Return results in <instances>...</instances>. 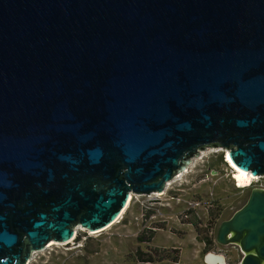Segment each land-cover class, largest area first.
Returning a JSON list of instances; mask_svg holds the SVG:
<instances>
[{
	"label": "water",
	"instance_id": "1",
	"mask_svg": "<svg viewBox=\"0 0 264 264\" xmlns=\"http://www.w3.org/2000/svg\"><path fill=\"white\" fill-rule=\"evenodd\" d=\"M207 148L264 176V0H0V264L106 230ZM217 242L264 264V189Z\"/></svg>",
	"mask_w": 264,
	"mask_h": 264
},
{
	"label": "rangeland",
	"instance_id": "2",
	"mask_svg": "<svg viewBox=\"0 0 264 264\" xmlns=\"http://www.w3.org/2000/svg\"><path fill=\"white\" fill-rule=\"evenodd\" d=\"M216 150L202 151L189 173L167 183L164 195L133 194L122 219L107 230L80 229L68 244L35 251L29 264H206L210 252L232 264L235 245L217 242L219 226L245 205L253 188L264 189V176L241 187ZM148 255L153 262H142Z\"/></svg>",
	"mask_w": 264,
	"mask_h": 264
},
{
	"label": "bare ground",
	"instance_id": "3",
	"mask_svg": "<svg viewBox=\"0 0 264 264\" xmlns=\"http://www.w3.org/2000/svg\"><path fill=\"white\" fill-rule=\"evenodd\" d=\"M218 149H219V150H216V152H219V151H220V152H223V153H224V155H225V161H226L227 165L229 166V168H231V169H233V170L235 171V173H236V180H237L238 184H239L241 187H245V188L250 187L251 185L255 184L256 181L259 180L258 177L253 176L250 172L247 173V172H243V171L239 170V169L235 166V164H234L233 160L231 159V157H230L228 151H225V150L220 149V148H218ZM214 151H215V150H214ZM201 153H202V152H201ZM204 155H205V154H202V155L200 154V156H199V157H196V158L201 159L202 157H204ZM188 169H189V168H188ZM188 169L184 172L185 174L189 173ZM184 173H181L178 177H176V178H175V179H176L175 181L181 179L182 176L185 175ZM166 187H167V186H166ZM163 193H164V192H163ZM163 193H161V194H163ZM163 195H164V194H163ZM158 196H161V195L159 194ZM133 198H134V197H133V194H131V195H130V198H129V201H128V205H127V207L123 210L121 217L116 221V223H118V222L122 219L123 215L126 213L128 207L130 206L131 201L133 200ZM116 223H114V224H116ZM114 224H113V225H114ZM113 225H112V226H113ZM109 228H110V227H109ZM80 229L83 230L82 227H78V229L76 230L75 235L77 234V231L80 230ZM107 229H108V228H107ZM107 229H106V230H107ZM75 235H74V237H75ZM74 237H73V239H74ZM70 242H71V241H70ZM51 243H52V244H51ZM51 243H50V244H51V247H52V245H54L53 243H55V242H51ZM207 261L209 262V264H216V263L219 262L220 260H219V259H215L214 256H209L208 259H207Z\"/></svg>",
	"mask_w": 264,
	"mask_h": 264
},
{
	"label": "flooded vegetation",
	"instance_id": "4",
	"mask_svg": "<svg viewBox=\"0 0 264 264\" xmlns=\"http://www.w3.org/2000/svg\"><path fill=\"white\" fill-rule=\"evenodd\" d=\"M233 248L235 251L233 252L234 256H232V264H241L246 254L242 252L237 246H234Z\"/></svg>",
	"mask_w": 264,
	"mask_h": 264
},
{
	"label": "trees",
	"instance_id": "5",
	"mask_svg": "<svg viewBox=\"0 0 264 264\" xmlns=\"http://www.w3.org/2000/svg\"><path fill=\"white\" fill-rule=\"evenodd\" d=\"M152 237H153V233L150 234V238H148V239H151ZM141 261L145 262V263H149V262H153V259H152V257L150 255H148L147 258H141Z\"/></svg>",
	"mask_w": 264,
	"mask_h": 264
},
{
	"label": "built area",
	"instance_id": "6",
	"mask_svg": "<svg viewBox=\"0 0 264 264\" xmlns=\"http://www.w3.org/2000/svg\"><path fill=\"white\" fill-rule=\"evenodd\" d=\"M75 238V237H74Z\"/></svg>",
	"mask_w": 264,
	"mask_h": 264
}]
</instances>
